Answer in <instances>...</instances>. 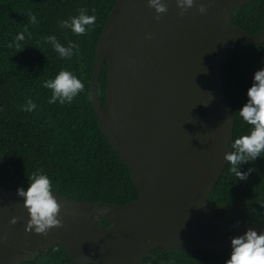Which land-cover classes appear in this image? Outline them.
I'll use <instances>...</instances> for the list:
<instances>
[{"label":"water","instance_id":"water-1","mask_svg":"<svg viewBox=\"0 0 264 264\" xmlns=\"http://www.w3.org/2000/svg\"><path fill=\"white\" fill-rule=\"evenodd\" d=\"M252 1L195 0L181 17L176 0H163L168 11L157 21L148 0H117L97 45L90 97L139 198L113 205L53 192L64 227L43 237L26 233L23 198L0 191V264L29 262L56 246L74 264H144L158 248L220 251L248 228L264 232V222L214 217L226 207L207 203L228 164L224 156L234 150V117L222 81L229 47L236 40L264 43V25L252 36L231 22ZM201 3L204 15L197 11Z\"/></svg>","mask_w":264,"mask_h":264},{"label":"trees","instance_id":"trees-1","mask_svg":"<svg viewBox=\"0 0 264 264\" xmlns=\"http://www.w3.org/2000/svg\"><path fill=\"white\" fill-rule=\"evenodd\" d=\"M117 0H0V191L27 190L38 170L49 177L52 191L87 203L126 205L139 198L129 168L105 137L93 108L90 89L97 45ZM81 10L95 16L83 35L61 27ZM29 13L35 15L32 24ZM232 24L257 35L264 25V0H254L234 12ZM23 33L24 39L17 41ZM64 47L75 43L70 58H61L47 37ZM17 44L19 47H17ZM11 45V46H9ZM264 68V43L234 41L222 68V81L234 117L233 141L249 134L250 126L238 111L247 102L254 73ZM62 70L84 84V91L71 103L50 104L52 92L43 87ZM108 84L107 64L99 79L104 105ZM36 104L25 111L27 102ZM201 115L203 111L201 110ZM234 151V150H233ZM252 169L244 181L227 164L209 196V205L226 209L212 215L228 222H264V153L241 172ZM98 224H110L97 220ZM230 249L176 251L158 248L144 264H224ZM22 264H74L67 250L56 246Z\"/></svg>","mask_w":264,"mask_h":264},{"label":"clouds","instance_id":"clouds-1","mask_svg":"<svg viewBox=\"0 0 264 264\" xmlns=\"http://www.w3.org/2000/svg\"><path fill=\"white\" fill-rule=\"evenodd\" d=\"M182 17L189 9L195 5V0H176ZM148 7L154 9L155 20L159 21L167 13V5L163 0H148ZM197 11L204 15L207 8L203 3L199 4ZM29 20L32 24L37 23L35 15L29 13ZM96 17L84 14L81 10L78 17H73L70 22L63 21L61 27L70 28L76 35H83L86 26L93 25ZM151 38V37H149ZM24 39L23 33L17 36V41ZM47 42L52 44L54 50L61 58H70L72 50L76 48L75 43H69L68 47L62 46L54 36L47 37ZM11 46V45H9ZM17 47L19 45L17 44ZM51 90L52 98L50 104L59 101L60 104L71 103L73 99L84 91V84L69 71L62 70L55 79L48 80L43 85ZM36 104L31 100L27 102L25 111H32ZM239 118L250 126L249 134L236 138L232 143L234 151L228 152L224 160L231 165V171L236 178L241 181L247 179L253 171L241 172L242 164L251 163L264 153V68L254 73L252 86L247 91V102L238 111ZM17 196L23 198L22 207L27 210L30 219L27 222L26 233L34 232L37 235L47 237L52 229L64 227L61 217L62 205L55 198L52 191V182L49 177L39 170L34 172L30 178L27 190L17 189ZM17 223V218H13L10 224ZM224 264H264V232L257 233L248 228L240 236L231 239V252Z\"/></svg>","mask_w":264,"mask_h":264},{"label":"rangeland","instance_id":"rangeland-1","mask_svg":"<svg viewBox=\"0 0 264 264\" xmlns=\"http://www.w3.org/2000/svg\"><path fill=\"white\" fill-rule=\"evenodd\" d=\"M209 215H211V213H209Z\"/></svg>","mask_w":264,"mask_h":264}]
</instances>
